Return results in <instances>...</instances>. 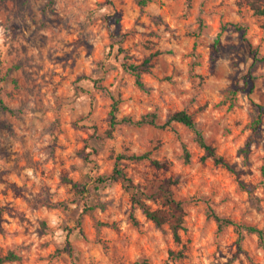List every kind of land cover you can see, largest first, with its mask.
<instances>
[{
  "label": "rangeland",
  "instance_id": "rangeland-1",
  "mask_svg": "<svg viewBox=\"0 0 264 264\" xmlns=\"http://www.w3.org/2000/svg\"><path fill=\"white\" fill-rule=\"evenodd\" d=\"M260 5L262 13L252 0H0V99L14 108L0 110V254L22 256L5 264H264L256 234L243 230L239 249L236 226L220 228L208 214L264 227V114L257 133L250 125L255 103L264 105V61L254 58L264 56ZM125 56L151 57L146 90L124 69ZM116 100L119 119L154 115L156 124L120 123L109 134ZM180 110L238 173L203 159L194 132L168 122ZM146 151L161 166L120 165L155 194L146 199L152 208H166L159 182L175 180L181 244L121 180L96 182L119 154ZM239 180L256 185L254 195ZM73 182L89 190L78 193ZM182 248L183 258L170 256Z\"/></svg>",
  "mask_w": 264,
  "mask_h": 264
},
{
  "label": "trees",
  "instance_id": "trees-1",
  "mask_svg": "<svg viewBox=\"0 0 264 264\" xmlns=\"http://www.w3.org/2000/svg\"><path fill=\"white\" fill-rule=\"evenodd\" d=\"M152 0H138L140 5H147ZM261 0H252L253 7L260 13L263 12L261 5ZM220 45V34L215 39V47L218 48ZM256 61H264V56H260L258 53L254 56ZM150 59L151 57L146 58L141 63H135L131 62L127 59V56L124 57L123 61V67L125 70L130 72L135 76L136 84L141 88L146 90V86L142 80V75L145 71L149 69L150 66ZM6 74L2 75L0 70V82L5 80ZM255 76L249 74L245 77L246 79V85H251L250 90L253 89L255 84ZM2 86L0 84V91L2 90ZM238 83L234 84L227 92V98L231 100V104L234 103V100L236 99V94L238 91ZM118 103L119 101L116 100L113 104V108L111 110V117H110V123H109V129L108 133H112L113 130L116 129L117 125L120 123H130L135 124L138 126L145 125V124H156L155 116H146L139 120H133L130 117H124L122 119H119L117 117V110H118ZM0 110L9 111L11 113H14V108H12L9 104L5 103L2 99H0ZM255 110L256 115L253 118L251 122V127L255 133H257L262 125V115L264 114V105L260 103H255ZM170 121H177L184 125H186L189 129H191L194 134L196 141L199 143V145L204 149V155L203 159L206 158H212L216 164H220L225 166L228 170L234 173H238L235 166H233L231 163H229L222 155H220L216 148L209 144L201 130L197 127L195 120L193 119L192 115L188 113L186 110H180L175 113H173L168 122ZM165 124L161 125L164 127L167 125ZM252 138H249L246 142L245 147L243 148V152L245 155L249 152L250 144H251ZM186 160L189 159V152L186 150L185 152ZM122 159H129L134 161H142V160H150L154 165L161 166V163L153 158L151 156V152L146 151L143 153H133V154H119L117 156V161L113 167V169L108 173H103L97 176L96 182L100 184H107L112 181L121 180L124 187L129 190L132 194V201L134 204L138 205L144 215L152 220L157 226H162L165 223H169L171 225L173 236L175 241L178 244L182 243V237L180 234L181 230H185L184 226V218H185V210H184V203L182 200L175 197L172 184L175 183V180H161L158 184V195L162 198V206H158L157 208H152V206L146 201L148 197L155 199V194L153 195H147L143 187L137 183H134L133 180L127 175L124 168L121 167L120 161ZM262 175L264 176V159H263V165L261 167ZM264 184V181L262 182ZM239 184L242 189L246 190L251 195L255 193L256 185L248 184L243 180H239ZM73 187L77 190L78 193L85 192L89 190L85 184H80L77 182H73ZM210 216H212L218 223L219 227L222 228L223 226L232 224L235 225L238 232V244L239 249H241V243L244 238L243 230H246L249 233H254L258 237V244L260 247L264 249V227H258L256 225H250V224H240L236 223L233 220L229 218H224L218 215L215 211L210 210L208 212ZM130 218L132 219V222L137 225L138 219L135 217V215L132 213ZM170 256L173 259H180L185 256V252L182 249L180 250H171ZM22 256L17 253L14 250H9L5 254H0V264H5L9 261H16L20 260Z\"/></svg>",
  "mask_w": 264,
  "mask_h": 264
}]
</instances>
